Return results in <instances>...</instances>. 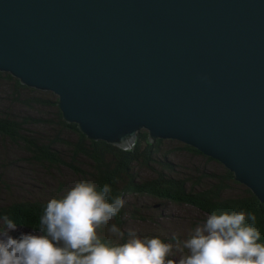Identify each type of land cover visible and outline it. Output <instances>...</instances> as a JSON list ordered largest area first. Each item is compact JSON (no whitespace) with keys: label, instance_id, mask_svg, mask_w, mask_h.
I'll list each match as a JSON object with an SVG mask.
<instances>
[{"label":"water","instance_id":"water-1","mask_svg":"<svg viewBox=\"0 0 264 264\" xmlns=\"http://www.w3.org/2000/svg\"><path fill=\"white\" fill-rule=\"evenodd\" d=\"M0 70L90 139L180 138L264 201V0H0Z\"/></svg>","mask_w":264,"mask_h":264},{"label":"clouds","instance_id":"clouds-1","mask_svg":"<svg viewBox=\"0 0 264 264\" xmlns=\"http://www.w3.org/2000/svg\"><path fill=\"white\" fill-rule=\"evenodd\" d=\"M111 192L107 183L98 190L94 182L81 180L46 201L39 231L19 235L13 234L14 219L0 214V264H264L256 216L245 210L213 212L175 248L158 236L133 232L120 242L124 233L115 223L108 231L116 240H102L97 230L125 204Z\"/></svg>","mask_w":264,"mask_h":264},{"label":"trees","instance_id":"trees-1","mask_svg":"<svg viewBox=\"0 0 264 264\" xmlns=\"http://www.w3.org/2000/svg\"><path fill=\"white\" fill-rule=\"evenodd\" d=\"M5 76L4 73L0 72V84L7 81ZM17 83L18 86L15 88V91L19 92V89L34 91V88L28 85L26 86L21 82ZM12 93L11 95L10 92L11 102L17 99L19 103L30 108L38 104L55 105L58 108L57 122L62 126V130H70L76 135V138L72 140L63 138L59 134L55 137L46 136V133L41 134L35 131L34 128L46 125L49 120L42 116L16 117L13 116V112L9 108L0 109V133L18 140L19 144H22H20L21 148L23 149L24 147L26 153L33 159V162L48 166L65 165L71 168L74 173L78 174V182L81 180L94 182L98 190L103 184H109L112 189L111 195L113 197L119 195L125 201L121 211L113 218L114 223L120 225V227L125 225V219L130 215L128 209L130 208L131 200L130 205H128V196L142 195L179 204H193L196 208L208 215H211L213 212L219 214L224 211L245 210L246 212H252L256 216L255 226L260 231V242L264 243V202L248 188H246V192L240 197H222L223 188L221 186L225 187V180L234 178L230 170H228V174L226 173L224 179L219 177L221 178V182L214 184L211 188H206L198 193L192 190V192H188L185 180L170 177L168 173H164L166 165H172L168 153L165 156L159 157L158 155L154 159L151 158L150 154H153L155 149L154 147L152 148L154 144L147 141V135H149L148 130L146 132L142 130L139 132V138L132 145L135 148H124L102 139H90L79 130L77 123H71L64 119L62 111L58 106V99H54L53 101L35 96L30 100L29 98L25 99L21 93ZM142 141L146 144L142 145ZM164 141L165 138H158L155 143L161 145ZM61 145L65 148L66 152L60 148ZM192 149L200 152L193 147ZM138 162L147 166H151L154 163L160 165L162 170L155 178L146 180L139 178L137 180L135 175L138 172L134 168ZM80 164H86L87 168L81 167ZM204 176L216 177L215 174H205ZM197 182L200 184L201 180ZM215 182L217 181L214 179L213 183ZM44 186L46 187H43L44 189L42 188L40 191H46V194L40 193L28 198L16 197L9 201L0 200V214H8L18 224V227L39 231V221L43 215V206L46 201L50 198L63 196L73 184L71 186L69 184L64 185L63 183L52 187ZM193 187H197L196 182H193ZM9 188H11L10 185L1 182L0 192L2 190L8 191L10 190ZM54 188L58 189L57 194L56 191L51 190ZM14 191V189H11V192L21 194L20 192ZM132 210L136 211L135 208H132ZM135 214L139 213L135 212ZM99 229L98 234L102 240L109 238L113 241L116 240L115 236H108L107 232L102 231L101 228ZM124 239L126 238H121L120 242H123Z\"/></svg>","mask_w":264,"mask_h":264},{"label":"rangeland","instance_id":"rangeland-1","mask_svg":"<svg viewBox=\"0 0 264 264\" xmlns=\"http://www.w3.org/2000/svg\"><path fill=\"white\" fill-rule=\"evenodd\" d=\"M0 72L4 73L6 75L5 78L7 79L5 83L0 84V109L9 108L12 110L13 116L16 117H45V119L49 120L47 122L48 125L38 126L34 129L41 134L46 133V136L55 137L59 134L63 138H69L72 140L76 138V135L70 130H62V126L57 122L58 108H56L55 105L38 104L37 106L30 108L19 103L17 99L11 102L12 92L16 94L21 93L25 99L29 98L30 100L35 96H37V98L42 97L53 101L54 99L59 100V96L54 91L34 86H30L34 88V91H26V89H19V92L15 91V88L18 86L17 82H21L20 78L13 75L10 71L0 70ZM141 130L146 132L147 129L143 127ZM141 130L137 131L134 143L139 138V132H141ZM158 138H165V141L159 145L155 143ZM150 143L154 144L152 148L154 147L155 149V152L150 154L151 158L154 159V157L156 158L158 155L159 157L165 156L168 153L172 165H166L164 173H168L170 177L185 180L188 192L194 191L198 193L206 188H211L214 184L221 182V178L224 179L226 173L228 174V170H230L234 177H236L235 172L227 167L221 160L209 156L201 152L199 149L200 152H196L192 149V147L197 149L195 146L180 138L158 136L153 138V141ZM20 144L18 140L0 133V184L1 182H4L11 187L8 191L2 190L0 192V200L9 201L16 197L28 198L40 193L46 194V191H40L43 187H46L44 185L52 187L63 183L64 185L69 184L71 186L78 182V174L74 173L71 168L65 165L48 166L33 162L31 156L26 153L24 147L23 149L21 148ZM133 144L131 143L126 147L135 148L132 146ZM141 144L145 145L146 143L142 141ZM60 148L66 152L62 145ZM77 165H79V163H77ZM80 166L87 168L86 164H80ZM134 169L138 172L137 175L139 177L135 175L137 180H139V178L142 180L155 178L162 170L160 165L153 163L151 166H147L139 162L135 165ZM205 174H215L216 177L204 176ZM214 179L217 182L213 183ZM198 180H201L200 184L197 182ZM193 182L197 183L196 188L193 187ZM243 182L244 181L237 178L225 180V187L221 186L223 188L222 197H240L246 192V188L251 190L253 194L257 196L252 188L250 189V187H248L249 185ZM1 187L4 188L3 186ZM11 189H14V192H20L21 194L13 193L11 192ZM51 190L56 191V194L58 192L57 188ZM128 200V205H130L131 200V205L128 209L130 215L126 217L125 225L123 227H120V225L117 224L124 233V237L122 238H127L126 235L130 232H133L140 237L158 236L165 242L172 243L175 248L177 240L182 241L186 239L189 231L194 229L197 225H202L207 216H209L196 208L193 204H179L142 195H129ZM132 208H135L136 211L132 210ZM135 212L139 214H135ZM112 223H114V219L110 220L107 224L100 226L101 230L107 232L108 236H112L108 231V228ZM21 232L33 231L18 227L13 234L19 235Z\"/></svg>","mask_w":264,"mask_h":264},{"label":"bare ground","instance_id":"bare-ground-1","mask_svg":"<svg viewBox=\"0 0 264 264\" xmlns=\"http://www.w3.org/2000/svg\"><path fill=\"white\" fill-rule=\"evenodd\" d=\"M131 144V143H130ZM217 159V158H216ZM228 167V166H227ZM244 183V182H243ZM249 187V186H248ZM251 189V188H250Z\"/></svg>","mask_w":264,"mask_h":264}]
</instances>
